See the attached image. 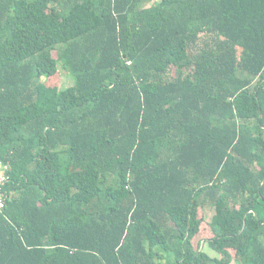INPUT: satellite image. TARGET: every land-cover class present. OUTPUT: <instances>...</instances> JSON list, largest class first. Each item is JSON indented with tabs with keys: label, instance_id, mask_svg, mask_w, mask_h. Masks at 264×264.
Masks as SVG:
<instances>
[{
	"label": "trees",
	"instance_id": "16d2710c",
	"mask_svg": "<svg viewBox=\"0 0 264 264\" xmlns=\"http://www.w3.org/2000/svg\"><path fill=\"white\" fill-rule=\"evenodd\" d=\"M0 163V264H264V0H0Z\"/></svg>",
	"mask_w": 264,
	"mask_h": 264
},
{
	"label": "rangeland",
	"instance_id": "374dc122",
	"mask_svg": "<svg viewBox=\"0 0 264 264\" xmlns=\"http://www.w3.org/2000/svg\"><path fill=\"white\" fill-rule=\"evenodd\" d=\"M53 56L54 58H57L58 52L53 51ZM58 70L59 73H57L53 78L49 79L53 81V83L50 82V85H54V83L58 82L57 85L59 84L61 86V89H66L68 87L73 86L74 78L70 75L67 70H65L62 63H59ZM214 213L215 211L213 209L200 210L199 215L204 220V222L202 224L200 233L193 240V245L195 248L199 247V245L201 244L203 248L207 251V253L213 257L216 256L215 253L211 252L210 250H207V246H204V240L213 236V233L209 231V222L211 221ZM232 264H235V262H233Z\"/></svg>",
	"mask_w": 264,
	"mask_h": 264
},
{
	"label": "built area",
	"instance_id": "2783aa9c",
	"mask_svg": "<svg viewBox=\"0 0 264 264\" xmlns=\"http://www.w3.org/2000/svg\"><path fill=\"white\" fill-rule=\"evenodd\" d=\"M6 170H7V167L0 163V207L1 208L5 206V202H4V199H3L2 194H1V186L6 181H8V176L5 174Z\"/></svg>",
	"mask_w": 264,
	"mask_h": 264
}]
</instances>
